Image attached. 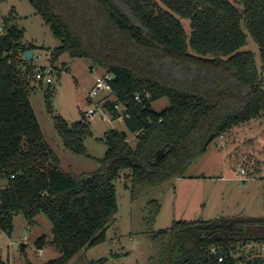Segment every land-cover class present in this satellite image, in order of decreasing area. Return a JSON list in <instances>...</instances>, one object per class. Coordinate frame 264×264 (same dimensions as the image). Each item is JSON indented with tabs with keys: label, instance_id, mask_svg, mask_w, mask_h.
Returning a JSON list of instances; mask_svg holds the SVG:
<instances>
[{
	"label": "trees",
	"instance_id": "obj_1",
	"mask_svg": "<svg viewBox=\"0 0 264 264\" xmlns=\"http://www.w3.org/2000/svg\"><path fill=\"white\" fill-rule=\"evenodd\" d=\"M28 1L61 41L52 51L53 62L68 52L91 58L92 68L114 73L115 101L104 106L114 118L127 112L123 120L137 138L133 146L127 131L110 129L103 139L108 149L96 171L64 169L30 101L36 88L31 84L33 60L19 57L35 45L23 41L13 12L4 16L0 175L5 180L0 187V229L11 232L16 213L22 212L30 222L44 213L61 256L43 264H68L82 249L106 240V229L118 210L114 181L122 171H130L131 199L138 200L185 177L207 151L211 134L220 138L264 114V0ZM179 17L190 20V32ZM248 33L259 46L261 67L254 53L244 49ZM11 49L13 55L8 54ZM52 94L47 92L49 102ZM136 94L142 95L143 103L135 100ZM163 97L170 106L156 111L153 103ZM116 103L125 109H116ZM49 107L52 111L51 103ZM85 116L72 125L54 116L64 145L77 154H86L85 140L93 135ZM160 149L165 155L157 160ZM147 204L149 264H236L231 251L240 253L242 261L252 256L246 264H264L257 248L264 245V215L180 219L156 232L151 226L161 203L152 199ZM37 243L44 246L46 236ZM225 253L228 258L219 262L217 256Z\"/></svg>",
	"mask_w": 264,
	"mask_h": 264
},
{
	"label": "rangeland",
	"instance_id": "obj_2",
	"mask_svg": "<svg viewBox=\"0 0 264 264\" xmlns=\"http://www.w3.org/2000/svg\"><path fill=\"white\" fill-rule=\"evenodd\" d=\"M230 1L236 3V0ZM10 12L16 16L19 28L23 30V41L35 45L32 49L34 66L54 70L52 77L45 78L42 85L31 78V84L36 88L30 92V101L44 138L59 156L62 167L76 173L96 171L99 160L108 149L103 139L110 129L127 131L129 142L135 146L137 138L128 131L123 119H115L109 113L102 118L100 113H96L85 116L93 131V135L85 140L86 154H77L66 148L56 129L54 116L61 115L70 125L82 119L91 106L88 95L95 86L96 77L105 69L92 68L91 58L72 57L68 52L53 62L52 51L61 41L50 25L28 0L0 2V25ZM179 18L186 31L190 32V20ZM244 49L254 53L261 67L259 46L249 33ZM50 90L53 94L49 102L47 92ZM169 106L167 97L153 103L156 111ZM241 169L246 173L241 174ZM129 173V170L122 171L114 181L118 210L106 229V240L82 249L68 264H92L101 258L107 259L106 264H149L152 240L148 232L147 203L152 199L161 203L151 226L156 232L170 228L173 221L180 219L264 215V114L232 128L223 137L215 138L207 151L189 167L185 177L159 186L135 201L131 199ZM25 231L26 238L23 239ZM43 235L46 243L40 247L37 241ZM53 239L52 223L44 213L37 214L33 222L22 212L16 213L12 231L0 229V261L4 264H27L29 260L33 264H43L56 259L61 252L53 245ZM23 241L25 247L22 246ZM257 248L264 254V245Z\"/></svg>",
	"mask_w": 264,
	"mask_h": 264
},
{
	"label": "built area",
	"instance_id": "obj_3",
	"mask_svg": "<svg viewBox=\"0 0 264 264\" xmlns=\"http://www.w3.org/2000/svg\"><path fill=\"white\" fill-rule=\"evenodd\" d=\"M4 34H5V25H4V23H2L0 25V37L3 36ZM8 54L13 55L14 49L9 50ZM19 57L21 58V60H28L25 56V53L19 54ZM11 62H12V59L9 58V63H11ZM53 71H54L53 68L46 69V68L41 67V66H34L33 77L37 81L44 80L45 78L52 77ZM114 79H115V75H114V73H112L110 71H104L102 74H100L96 77L95 86L88 95V98L91 99V106L88 108L87 111H85V115L87 117L92 116L96 113H100L102 118H106V115L109 112L106 109V107L104 106V103L108 100L115 101V97L112 96V82L114 81ZM146 96L151 97L150 92H146ZM143 99L144 98L142 97L141 94L135 95V100L138 101L139 103H143ZM115 108L118 110L125 109V107L119 103L115 104ZM124 116H128V113L127 112H121L119 117L115 118V119H123ZM223 136L224 135H221L220 137H223ZM240 173L245 174L246 173L245 169H241ZM4 180H5L4 177L2 175H0V187L4 184ZM261 248H263V246ZM259 252H260L259 255L264 256V254L261 251H259ZM211 253L216 254L217 248L212 247ZM231 255L233 256V258L235 260H237L236 264H246V262L252 257V256H250L246 259V261H242V260L238 259L240 253L235 254L233 251H231ZM217 258H218L219 262H223L226 260V258H228V256H227V253H225V254L218 255Z\"/></svg>",
	"mask_w": 264,
	"mask_h": 264
},
{
	"label": "water",
	"instance_id": "obj_4",
	"mask_svg": "<svg viewBox=\"0 0 264 264\" xmlns=\"http://www.w3.org/2000/svg\"><path fill=\"white\" fill-rule=\"evenodd\" d=\"M25 56H26V58H27L28 60H32V59L34 58V52H33V50H31V49L26 50V51H25ZM215 137H216L215 133L211 134L210 137L208 138L207 142H206V146H208V145H209V144L215 139ZM164 155H165V151H164V149H160V150H158V152H157L156 159H157V160H160V159H162V157H163ZM26 233H27V231H25L24 236H23V239L26 238V236H25ZM25 245H26V243H25V241H23V242H22V246L25 247Z\"/></svg>",
	"mask_w": 264,
	"mask_h": 264
},
{
	"label": "crops",
	"instance_id": "obj_5",
	"mask_svg": "<svg viewBox=\"0 0 264 264\" xmlns=\"http://www.w3.org/2000/svg\"><path fill=\"white\" fill-rule=\"evenodd\" d=\"M58 74H60V71H58Z\"/></svg>",
	"mask_w": 264,
	"mask_h": 264
}]
</instances>
